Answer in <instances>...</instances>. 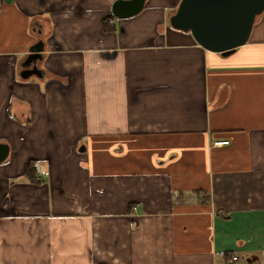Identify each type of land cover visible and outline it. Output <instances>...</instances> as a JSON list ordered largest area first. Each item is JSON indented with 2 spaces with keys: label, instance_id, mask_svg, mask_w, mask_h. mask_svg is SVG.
Masks as SVG:
<instances>
[{
  "label": "crops",
  "instance_id": "obj_1",
  "mask_svg": "<svg viewBox=\"0 0 264 264\" xmlns=\"http://www.w3.org/2000/svg\"><path fill=\"white\" fill-rule=\"evenodd\" d=\"M115 1L0 3V264H264V11L223 55Z\"/></svg>",
  "mask_w": 264,
  "mask_h": 264
},
{
  "label": "water",
  "instance_id": "obj_2",
  "mask_svg": "<svg viewBox=\"0 0 264 264\" xmlns=\"http://www.w3.org/2000/svg\"><path fill=\"white\" fill-rule=\"evenodd\" d=\"M12 4L16 0H2ZM147 0H116L112 13L127 18L142 11ZM264 11V0H181L170 17L173 28L191 32L195 40L207 50L229 55L244 45L251 34L255 20ZM44 42L39 40L30 49L23 64L22 75L43 77L45 72L37 65L44 55ZM9 146L0 143V164L8 157Z\"/></svg>",
  "mask_w": 264,
  "mask_h": 264
},
{
  "label": "trees",
  "instance_id": "obj_3",
  "mask_svg": "<svg viewBox=\"0 0 264 264\" xmlns=\"http://www.w3.org/2000/svg\"><path fill=\"white\" fill-rule=\"evenodd\" d=\"M3 2L2 0H0V3ZM115 16L113 14H111L110 16L106 17V19L104 20V28L106 31H109L113 28L112 24L110 23V19L114 18ZM37 166H36V162L35 160H30L27 165H26V169H25V173L24 175L26 176V178L32 182H37Z\"/></svg>",
  "mask_w": 264,
  "mask_h": 264
},
{
  "label": "built area",
  "instance_id": "obj_4",
  "mask_svg": "<svg viewBox=\"0 0 264 264\" xmlns=\"http://www.w3.org/2000/svg\"><path fill=\"white\" fill-rule=\"evenodd\" d=\"M112 23V22H111ZM229 143V140H218V141H215V145H225V144H228ZM135 209V208H134ZM236 260H238V257L237 256H233L232 257V261H236Z\"/></svg>",
  "mask_w": 264,
  "mask_h": 264
}]
</instances>
